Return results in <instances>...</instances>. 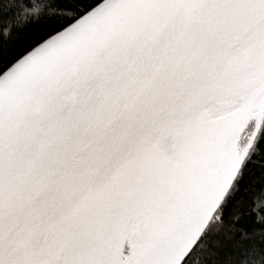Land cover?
<instances>
[{
    "label": "snow or ice",
    "instance_id": "6c2138e0",
    "mask_svg": "<svg viewBox=\"0 0 264 264\" xmlns=\"http://www.w3.org/2000/svg\"><path fill=\"white\" fill-rule=\"evenodd\" d=\"M0 264H264V0H0Z\"/></svg>",
    "mask_w": 264,
    "mask_h": 264
}]
</instances>
